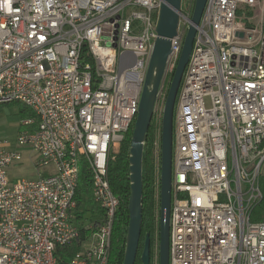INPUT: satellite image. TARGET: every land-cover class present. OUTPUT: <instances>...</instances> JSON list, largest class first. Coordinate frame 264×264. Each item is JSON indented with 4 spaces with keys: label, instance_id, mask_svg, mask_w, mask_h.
<instances>
[{
    "label": "built area",
    "instance_id": "built-area-1",
    "mask_svg": "<svg viewBox=\"0 0 264 264\" xmlns=\"http://www.w3.org/2000/svg\"><path fill=\"white\" fill-rule=\"evenodd\" d=\"M162 3L0 0V109L34 114L18 145L42 173L9 186L23 156L0 146V264H58L56 248L75 245L71 264H109L121 205L109 167L137 119ZM83 161L93 204L79 206ZM263 183L264 0H208L174 111L169 264H264Z\"/></svg>",
    "mask_w": 264,
    "mask_h": 264
},
{
    "label": "water",
    "instance_id": "water-1",
    "mask_svg": "<svg viewBox=\"0 0 264 264\" xmlns=\"http://www.w3.org/2000/svg\"><path fill=\"white\" fill-rule=\"evenodd\" d=\"M157 26L158 38L151 56L146 80L141 95L130 147L129 228L123 264H136L140 248L143 224V162L146 138L154 118L161 85L167 75L169 60L173 54L172 40L178 36L182 13V0H162ZM208 0H195L192 16L184 39L175 73L166 97L161 133L160 162V238L159 264H169L170 258V214L172 202V157L174 111L186 67L190 61L197 28L200 25ZM190 8V1L184 5ZM241 38L243 34L239 35ZM142 264H151V239L146 237L141 256Z\"/></svg>",
    "mask_w": 264,
    "mask_h": 264
},
{
    "label": "trees",
    "instance_id": "trees-1",
    "mask_svg": "<svg viewBox=\"0 0 264 264\" xmlns=\"http://www.w3.org/2000/svg\"><path fill=\"white\" fill-rule=\"evenodd\" d=\"M175 73H171L166 76L165 84L170 88L173 76ZM21 112L24 118L34 117V114L27 108L22 107ZM135 125V124H134ZM134 125L127 136L125 143L121 147L120 153L111 162L109 167V179L111 189L114 195L120 200V209L116 215L115 223L112 233L111 241V255L109 264H123L126 244L127 233L129 228V199L131 192L130 183V147L131 138L134 129ZM161 133H162V121L157 123L156 112L152 120L145 146H144V162H143V224H142V236L139 252L137 255L136 264H142L141 256L144 249V243L146 237L150 235L151 239V264H154V247L155 237L158 232V240L160 238V211L157 216V193H156V180L157 169L161 162V155H156L155 142L159 139L161 145ZM90 168L88 164L83 161L81 170L79 173V186L77 189V200L79 206L84 202L86 198L90 204H93V189L91 184ZM264 188V183H263ZM260 211L264 212V203L259 207ZM159 218V219H158ZM158 219V220H157ZM81 251L80 245H75L70 248L58 247L55 251L58 264H71L76 255Z\"/></svg>",
    "mask_w": 264,
    "mask_h": 264
},
{
    "label": "rangeland",
    "instance_id": "rangeland-1",
    "mask_svg": "<svg viewBox=\"0 0 264 264\" xmlns=\"http://www.w3.org/2000/svg\"><path fill=\"white\" fill-rule=\"evenodd\" d=\"M187 1L189 0H182V5H183L182 12L186 16L191 17L193 13L195 0L191 1V5L189 9H186L184 7ZM248 13H249L248 7L241 6L239 16L243 17V15H247ZM176 66L173 67V65L170 64L167 75L173 73ZM165 93L166 94L168 93L167 85L165 86L164 96L161 97L156 112L157 123L159 124L161 123L163 117V110L166 99ZM22 107L23 106L21 105H11L3 109H0V146L8 150H14L20 152L23 156V161L20 164L12 167L8 172V177L6 182L9 186L13 188L14 187L17 188L22 180L38 179L42 174L35 168V156L32 154V151H30L28 148H22L18 145V135L20 132L22 122L25 119L21 112ZM159 153L161 155V146ZM47 171H44L46 175L49 174ZM86 205H88V203H86ZM83 208H81V210H83ZM86 211H87L86 214L87 217L85 222L86 224L91 225L97 219L96 218L97 211H95V209L92 206H88ZM159 211H160V198L157 199V216H159ZM257 211L259 212L260 209L258 208ZM261 215H264V212H261ZM154 264H159L158 232L156 233V237H155Z\"/></svg>",
    "mask_w": 264,
    "mask_h": 264
},
{
    "label": "crops",
    "instance_id": "crops-1",
    "mask_svg": "<svg viewBox=\"0 0 264 264\" xmlns=\"http://www.w3.org/2000/svg\"><path fill=\"white\" fill-rule=\"evenodd\" d=\"M48 172V171H47Z\"/></svg>",
    "mask_w": 264,
    "mask_h": 264
}]
</instances>
